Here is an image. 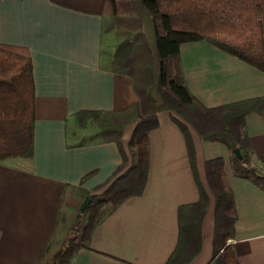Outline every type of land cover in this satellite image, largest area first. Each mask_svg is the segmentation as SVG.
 <instances>
[{
  "label": "crops",
  "instance_id": "crops-1",
  "mask_svg": "<svg viewBox=\"0 0 264 264\" xmlns=\"http://www.w3.org/2000/svg\"><path fill=\"white\" fill-rule=\"evenodd\" d=\"M103 16L55 0H0V44L28 48L35 81L36 119L30 154L0 161V264H41L57 229L65 190L100 193L122 155L117 142L69 146L67 122L81 110H124L139 99L133 77L103 56ZM102 53V54H101ZM192 94L207 107L263 98L264 70L208 40L180 46ZM173 111L158 112L149 137V172L141 195L131 196L94 230L90 248L72 264H167L180 244L179 209L197 202L200 190L186 137ZM200 177L210 195L202 219V245L188 264L213 257L216 202L206 161L223 158L237 212L228 240L240 264H264V188L234 174L232 151L204 140L187 123ZM135 124L123 133L126 145ZM253 161L264 171V110L246 115Z\"/></svg>",
  "mask_w": 264,
  "mask_h": 264
},
{
  "label": "trees",
  "instance_id": "trees-1",
  "mask_svg": "<svg viewBox=\"0 0 264 264\" xmlns=\"http://www.w3.org/2000/svg\"><path fill=\"white\" fill-rule=\"evenodd\" d=\"M103 16V34L112 30L103 56L119 71L133 77L138 101L124 110H81L68 119L69 146L95 141L117 142L122 161L106 191L92 194L69 185L58 224L41 264H72L82 248H90L95 228L123 201L145 189L149 137L159 126L158 112L173 111L189 149L200 199L179 209L180 244L167 264H188L202 245V219L210 195L196 161L187 123L204 140H219L232 151L234 174L264 188V171L253 161L246 115L263 111V98L207 107L190 91L182 69L180 46L208 40L221 49L264 70V0H55ZM107 24V25H106ZM150 35V36H149ZM101 53V54H102ZM35 81L33 61L26 47L0 44V161L32 153L34 147ZM135 124L123 143L127 125ZM239 147L242 157L233 149ZM209 187L216 202L213 257L208 264H240L228 240L235 235L237 212L225 161H206ZM91 201L81 210L85 198Z\"/></svg>",
  "mask_w": 264,
  "mask_h": 264
},
{
  "label": "rangeland",
  "instance_id": "rangeland-1",
  "mask_svg": "<svg viewBox=\"0 0 264 264\" xmlns=\"http://www.w3.org/2000/svg\"><path fill=\"white\" fill-rule=\"evenodd\" d=\"M257 1H259V0H257ZM107 25V24H106ZM113 34H112V30H109V25H107V28H106V31H105V47L108 49V43H109V41H110V39H109V37H111ZM150 36V35H149ZM125 148H126V151H127V153H128V157H129V161L131 160V155H130V152H129V148H128V143L125 145ZM108 185H106L103 189H102V191L101 192H104V191H106V188H108L107 187ZM91 201V200H90ZM90 203V202H89ZM88 203V204H89Z\"/></svg>",
  "mask_w": 264,
  "mask_h": 264
},
{
  "label": "water",
  "instance_id": "water-1",
  "mask_svg": "<svg viewBox=\"0 0 264 264\" xmlns=\"http://www.w3.org/2000/svg\"><path fill=\"white\" fill-rule=\"evenodd\" d=\"M233 152L235 153V155L238 157V158H241L242 157V153H241V149L239 147H235L233 149ZM91 198L90 196H87L85 198V200L83 201L82 205H81V210H84L85 207L88 205V203L90 202Z\"/></svg>",
  "mask_w": 264,
  "mask_h": 264
}]
</instances>
